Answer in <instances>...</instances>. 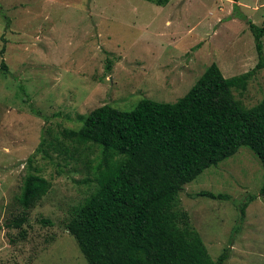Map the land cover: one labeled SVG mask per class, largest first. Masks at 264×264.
Here are the masks:
<instances>
[{
  "label": "rangeland",
  "instance_id": "1",
  "mask_svg": "<svg viewBox=\"0 0 264 264\" xmlns=\"http://www.w3.org/2000/svg\"><path fill=\"white\" fill-rule=\"evenodd\" d=\"M154 1L0 0V264H87L65 224L110 156L71 139L81 117L103 105L130 111L141 99L175 103L212 63L224 78L255 69V41L232 0ZM237 5L264 27V0ZM233 95L245 108L257 105L264 68ZM29 173L50 189L24 211L16 198ZM263 181L261 162L241 147L182 187L177 210L213 260L226 249L223 264H264ZM205 191L230 199L197 195ZM23 213L21 228L4 226Z\"/></svg>",
  "mask_w": 264,
  "mask_h": 264
},
{
  "label": "trees",
  "instance_id": "2",
  "mask_svg": "<svg viewBox=\"0 0 264 264\" xmlns=\"http://www.w3.org/2000/svg\"><path fill=\"white\" fill-rule=\"evenodd\" d=\"M232 1L233 15L248 24L255 41L254 70L224 78L212 63L175 103L141 99L130 111L103 105L81 117L78 130L68 132L74 142L94 144L110 156L94 168V190L65 224L87 264H223L228 259L226 249L216 260L210 257L188 214L177 210V196L185 184L241 147L251 150L264 170V98L245 108L233 95L264 68V27L238 15L239 0ZM154 2L165 5L168 0ZM0 64L6 71L3 60ZM49 189L47 180L29 173L16 202L27 211ZM197 195L230 199L206 191ZM259 195H264V181ZM254 198L239 207V221ZM26 222L23 213L4 226L19 229Z\"/></svg>",
  "mask_w": 264,
  "mask_h": 264
}]
</instances>
